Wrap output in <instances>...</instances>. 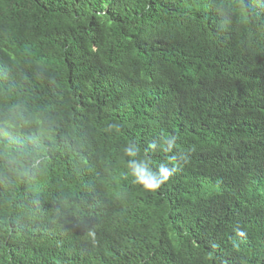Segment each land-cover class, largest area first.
Masks as SVG:
<instances>
[{"label": "trees", "instance_id": "1", "mask_svg": "<svg viewBox=\"0 0 264 264\" xmlns=\"http://www.w3.org/2000/svg\"><path fill=\"white\" fill-rule=\"evenodd\" d=\"M0 264H264V0H0Z\"/></svg>", "mask_w": 264, "mask_h": 264}, {"label": "clouds", "instance_id": "2", "mask_svg": "<svg viewBox=\"0 0 264 264\" xmlns=\"http://www.w3.org/2000/svg\"><path fill=\"white\" fill-rule=\"evenodd\" d=\"M165 140L167 141V145L162 146L163 152L165 154L173 152L177 146L178 136L165 134ZM149 148L155 149L156 144H150ZM144 151L146 153L149 149H145ZM140 153V149L136 145H131L126 149V155L132 158L141 156ZM173 159H175V157H173ZM179 159L186 163L188 157L181 152ZM128 168L130 169V175L133 177V182L142 185L144 189L152 192L160 189L161 186L169 180L174 171V168L166 167L165 164H161L158 170L154 169L151 166V160L146 156L141 159L140 163L132 159L128 163Z\"/></svg>", "mask_w": 264, "mask_h": 264}]
</instances>
